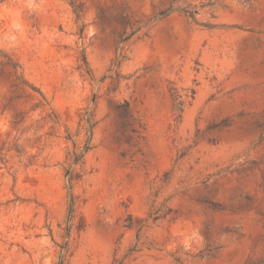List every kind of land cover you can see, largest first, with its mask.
<instances>
[{
  "label": "rangeland",
  "instance_id": "374dc122",
  "mask_svg": "<svg viewBox=\"0 0 264 264\" xmlns=\"http://www.w3.org/2000/svg\"><path fill=\"white\" fill-rule=\"evenodd\" d=\"M39 2L0 44V264H264V0Z\"/></svg>",
  "mask_w": 264,
  "mask_h": 264
},
{
  "label": "clouds",
  "instance_id": "9594fccd",
  "mask_svg": "<svg viewBox=\"0 0 264 264\" xmlns=\"http://www.w3.org/2000/svg\"><path fill=\"white\" fill-rule=\"evenodd\" d=\"M40 9L41 4L39 0H22L20 6L0 3V17L8 21L6 31L0 35V44L8 48H15L22 41H25L27 39V29L23 19L24 11L28 10L30 13L35 14ZM198 235V232H192L185 239V246L193 242Z\"/></svg>",
  "mask_w": 264,
  "mask_h": 264
},
{
  "label": "trees",
  "instance_id": "16d2710c",
  "mask_svg": "<svg viewBox=\"0 0 264 264\" xmlns=\"http://www.w3.org/2000/svg\"><path fill=\"white\" fill-rule=\"evenodd\" d=\"M77 159H79V157H77Z\"/></svg>",
  "mask_w": 264,
  "mask_h": 264
}]
</instances>
